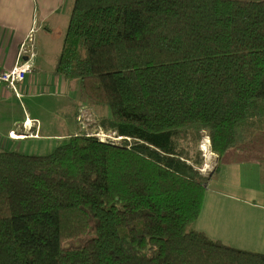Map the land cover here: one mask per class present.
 Listing matches in <instances>:
<instances>
[{
  "label": "trees",
  "instance_id": "1",
  "mask_svg": "<svg viewBox=\"0 0 264 264\" xmlns=\"http://www.w3.org/2000/svg\"><path fill=\"white\" fill-rule=\"evenodd\" d=\"M54 73L121 140L0 149V264H264L194 227L192 154L264 132V0H73Z\"/></svg>",
  "mask_w": 264,
  "mask_h": 264
},
{
  "label": "crops",
  "instance_id": "2",
  "mask_svg": "<svg viewBox=\"0 0 264 264\" xmlns=\"http://www.w3.org/2000/svg\"><path fill=\"white\" fill-rule=\"evenodd\" d=\"M72 2L73 0H0V68L10 69L21 50H27V53L22 54V59L34 54L35 63L34 71L26 74L18 84L19 96L0 84V149L18 150L19 146H15L17 141L27 138L51 140L69 135L54 132L57 127L56 123H51V119L55 122L54 102L57 97L53 99L50 96L60 94L61 99H70L69 95L75 94V98H84L78 93L75 81L54 73L60 54L57 53L55 35L65 33ZM29 36L30 40H27ZM39 94H47L48 97L34 106V113L39 110L43 118L47 117L50 121L48 125L33 113L34 107L19 111L20 108L18 110L16 106L17 99L23 96L33 98ZM83 110L90 114L89 117L97 115L88 101H80L73 112H69L78 127L73 133H79L81 129L76 116L81 115ZM25 121H31L30 131ZM83 124L86 125L84 121ZM67 125L72 126L69 123ZM12 133L24 137L12 138ZM256 138L255 145L248 141L241 151L242 154L253 153L256 156L257 164L253 167L258 175V186L253 190L255 197L250 198L245 193V186L240 181H227V187L221 189L210 185V177L194 227L210 238L230 246L264 254V136ZM240 146L243 145L239 143L236 147L238 151ZM219 159H216L215 172L218 170L226 178L232 162L237 176L243 175V171L248 168L244 159L235 163L234 159H230L222 165ZM212 173L213 171L209 176Z\"/></svg>",
  "mask_w": 264,
  "mask_h": 264
},
{
  "label": "rangeland",
  "instance_id": "3",
  "mask_svg": "<svg viewBox=\"0 0 264 264\" xmlns=\"http://www.w3.org/2000/svg\"><path fill=\"white\" fill-rule=\"evenodd\" d=\"M65 33H57L55 35V41H56V45H57V53L61 52V44H62V40H63V36ZM60 94H57L55 96L51 95L50 98L57 97L54 102V108H55V113H54V118H55V122L52 121L51 119V123H56V129H55V133L57 134H74L73 132H75L78 127L76 126L73 117L71 116V114L69 112H73V110L78 106V104L80 103V101L85 100L88 101L85 98H75V94H70V99L67 98H63L61 99V96H59ZM45 97H48L47 94H39L34 96L33 98H27L25 96L19 98L16 100V106L17 109L20 110H31L32 107H34L40 100L44 99ZM63 100V101H62ZM90 108L97 113V115L91 116L89 117V113H87L86 111H82L81 112V118H82V124L83 121L86 123V125L83 124V127L81 126L79 132H86V133H93L96 134L98 133L99 135H109L108 132L103 131L101 128L96 127V121L98 120L99 117L104 116V115H109V111L107 109H104L98 105H94L90 103ZM34 109L33 108V113H34ZM31 112V111H29ZM32 113V112H31ZM35 115L37 114V116L43 120L44 124L48 125V122L50 123V121L48 120L47 117L43 118V115L40 114V111L38 110L37 113H34ZM76 116V120H77ZM94 117V118H93ZM52 118V117H51ZM78 123H80L77 120ZM67 123L71 124L72 126H68ZM81 125V123H80ZM73 127V129H72ZM32 128V127H31ZM28 131H30V129H28ZM52 131V130H51ZM256 135H254L251 138H247L244 140H241L240 143L243 146H240L239 151L236 149V147H238V145L232 149H229L228 151H226L219 159L220 161V165H222V163H226L229 162L230 159H234V163L236 161L242 160L244 159L247 163V170L243 171V175H236V170H235V165H233L232 162V166H230V168L228 169V176L227 178L224 177L221 173H218V170L215 172V166H217V162H216V155L211 151L210 148V141L209 138L207 136L206 132H202L201 133V139L200 141L197 143V145H193L192 147V154L195 152H199L200 155L203 157V164L200 166V173L203 175H208V179L211 177V183L210 185L212 187H216V188H221L224 189L227 187V181H240L242 182V184L245 186V193L249 194L250 198H254L255 195L253 194V190L258 186V175L256 174L255 170H254V166L257 164L256 163V156L253 153H246V154H242L241 151L243 150L244 147V143L251 141L252 144L251 145H255V140L257 139L256 137L258 136H264V132H256ZM10 137H14L12 134H10ZM24 137V136H23ZM17 138V137H16ZM113 139V138H112ZM111 138H108V140H111ZM250 139V140H249ZM58 139H51V140H43V139H32V138H27L25 140H21V141H17L18 143H16L15 146H19V149L21 152L26 153V154H45L50 152L54 146L57 144ZM119 142V140L117 141ZM205 147V148H203ZM203 148V149H202ZM251 149V148H250ZM14 150V149H13ZM207 150V155H206V160L204 157V151ZM215 158V159H214ZM206 161V163L204 164V162ZM213 171V173L211 174V176H209V174ZM234 192H236V189L234 190Z\"/></svg>",
  "mask_w": 264,
  "mask_h": 264
},
{
  "label": "built area",
  "instance_id": "4",
  "mask_svg": "<svg viewBox=\"0 0 264 264\" xmlns=\"http://www.w3.org/2000/svg\"><path fill=\"white\" fill-rule=\"evenodd\" d=\"M27 40H30V36ZM27 53V50H21L16 58L15 64L10 69H1L0 68V84L5 85L6 88L14 92L17 96H19L18 93V84L22 82L25 78V75L28 73H31L35 69V63L33 59L34 54H29V56L26 59H22V54ZM77 120L82 124V118L81 115L77 117ZM25 123L28 126V129L31 130L32 123L29 121H25ZM24 123V124H25ZM106 132V131H105ZM86 133V132H85ZM109 135H99L98 133H86L88 136H95L98 138V140L102 142H112L115 144H118V140H121V137L114 136V133L108 132ZM108 138H113L112 141L108 140ZM215 159V158H214ZM201 171V170H200Z\"/></svg>",
  "mask_w": 264,
  "mask_h": 264
},
{
  "label": "bare ground",
  "instance_id": "5",
  "mask_svg": "<svg viewBox=\"0 0 264 264\" xmlns=\"http://www.w3.org/2000/svg\"><path fill=\"white\" fill-rule=\"evenodd\" d=\"M12 135L15 136V137H23V136H19V135L15 134V133H12ZM203 148H205V147H203ZM203 148H202V149H203ZM204 152H205V153H204V157H205V160H206V159H207V158H206L207 150H205ZM205 163H206V161L204 162V164H205Z\"/></svg>",
  "mask_w": 264,
  "mask_h": 264
}]
</instances>
